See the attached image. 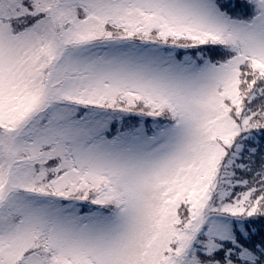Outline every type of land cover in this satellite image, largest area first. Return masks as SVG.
<instances>
[{
	"label": "snow or ice",
	"instance_id": "obj_1",
	"mask_svg": "<svg viewBox=\"0 0 264 264\" xmlns=\"http://www.w3.org/2000/svg\"><path fill=\"white\" fill-rule=\"evenodd\" d=\"M0 264H264V0H0Z\"/></svg>",
	"mask_w": 264,
	"mask_h": 264
}]
</instances>
